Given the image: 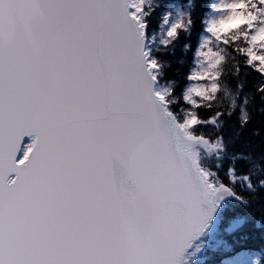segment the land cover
Listing matches in <instances>:
<instances>
[{
    "label": "snow or ice",
    "instance_id": "obj_1",
    "mask_svg": "<svg viewBox=\"0 0 264 264\" xmlns=\"http://www.w3.org/2000/svg\"><path fill=\"white\" fill-rule=\"evenodd\" d=\"M0 264H264V0H0Z\"/></svg>",
    "mask_w": 264,
    "mask_h": 264
}]
</instances>
